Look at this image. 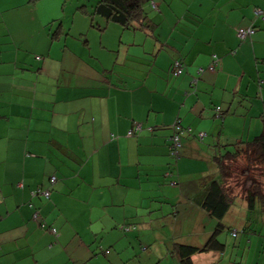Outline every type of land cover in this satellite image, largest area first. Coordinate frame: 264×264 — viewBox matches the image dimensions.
Returning a JSON list of instances; mask_svg holds the SVG:
<instances>
[{
	"label": "crops",
	"instance_id": "1",
	"mask_svg": "<svg viewBox=\"0 0 264 264\" xmlns=\"http://www.w3.org/2000/svg\"><path fill=\"white\" fill-rule=\"evenodd\" d=\"M41 1L0 0V264H180L175 245H204L217 223L193 201L201 178L263 128L264 0H147L153 31L113 62L96 58L105 35L89 27L92 52ZM239 28L254 32L241 41ZM178 119L206 136L182 138L172 157ZM222 223L223 248L193 264H264V210L238 197Z\"/></svg>",
	"mask_w": 264,
	"mask_h": 264
},
{
	"label": "trees",
	"instance_id": "2",
	"mask_svg": "<svg viewBox=\"0 0 264 264\" xmlns=\"http://www.w3.org/2000/svg\"><path fill=\"white\" fill-rule=\"evenodd\" d=\"M145 2H147V0H97L92 7V11L89 13L90 17L99 15L101 17H104L108 21L119 24L126 30L144 31L146 33L152 32L156 23L152 21L149 12L144 8ZM80 10L83 13H87V11L83 8H80ZM250 35H247L244 38H240L237 34V37L242 41L248 38ZM178 66L182 67V70L179 73L181 74L183 72L184 66L181 61L174 60L171 69L174 74H176V68ZM210 66H212L214 69V67L216 66L215 59ZM198 69H203L199 73L197 71L198 75L202 74L205 71V68L202 67ZM196 81L197 79L194 78L192 81V85H194ZM262 83H264V81ZM263 112L261 114L263 122V128L261 132L258 135L254 136V138H252L251 140L246 141L238 139L236 140V142L225 146L226 151L215 158L218 174L216 176H206L201 178L199 182V193L194 197L193 201L209 216L214 218L217 223L214 232L209 236L204 245H175V251L177 253V257L179 258L180 264H193V255L213 248H216L218 250H221L223 248L224 243L218 239V235H220L225 229V226L222 223V219L229 210L234 199L239 197L244 200L249 210H254L257 207H259L261 210H264ZM225 113L221 110L220 106H214L212 117L216 120L221 118L223 119ZM151 129L153 128L151 127ZM171 129L173 130V133L168 137L167 140L169 146L172 143L171 138L173 137L174 133H178V141L180 143L182 138L188 136L200 141L198 134L201 131L196 133L194 131L192 132L190 127H183L179 119L175 124L172 125ZM133 130L134 127L130 131L132 132L131 135L135 134V131ZM180 145L178 147H180ZM172 157L175 156L172 155ZM46 190L49 192L48 196H41L48 198L50 195V188H47ZM119 228L122 232L125 233L129 230L132 231L135 229L134 226L129 227L128 225L121 226ZM52 229L53 228L50 229L51 232ZM234 231H236L237 234V230H233V232Z\"/></svg>",
	"mask_w": 264,
	"mask_h": 264
},
{
	"label": "rangeland",
	"instance_id": "3",
	"mask_svg": "<svg viewBox=\"0 0 264 264\" xmlns=\"http://www.w3.org/2000/svg\"><path fill=\"white\" fill-rule=\"evenodd\" d=\"M42 3L39 4V8L41 12H46L49 11V14L54 15V17H56V24H58L60 22L61 19H64L67 27L70 26L71 27V32H76L78 33H82V36H80V42L83 43V41L85 39H89L90 41V45L86 46L87 48H89L92 52L97 53L98 49H97V43H98V39H99V33H101V35H105V43L106 45H108V51L107 53L96 57V58H101L102 61L106 62L105 60H108L109 62H113L115 61V59H121L124 55V53H126V51H128L132 46L134 42H128L129 41H133L134 39H137L140 33H137L136 31H130V30H124L122 29V27H120V25L111 23V25H107L105 22V19L99 15H94L93 16V23L94 25H90L91 23V17L88 14H81L78 12V9H76V7L72 4H75V2L77 3H85V5L87 6L86 11L89 13L92 11V6L95 4L96 0H67V2L65 3L64 0H44L41 1ZM65 4V5H64ZM81 4L78 5V7ZM48 6V7H47ZM73 6V7H70ZM71 8V9H70ZM151 9L146 8V11L149 12V15L151 17V12H153ZM76 12V18L75 20H72V14ZM78 12V13H77ZM152 21L155 22L153 20V18L151 17ZM104 22V24L100 25V23L98 24V22ZM115 25L118 30L117 31H113L112 30V26ZM98 25H100L101 27H105V29L100 30L98 28ZM92 29H96L99 31V33L97 31H95V35L94 36H90L88 31L90 30V27ZM81 29H84L83 31ZM87 31V32H86ZM122 36H121V32ZM92 34V32L90 33ZM123 37V38H121ZM70 43H76L73 42V39H69ZM135 45H139L137 42L134 43ZM108 55V59H104L103 57L106 55ZM94 57V56H93ZM116 59V60H117ZM237 107H241L239 105V103L237 102ZM260 122V121H259ZM261 132V130H260ZM258 132V133H260ZM258 135V134H257ZM254 138V136L252 135L249 139ZM237 215V214H235ZM234 214L231 215V213H228V217L231 220H233L234 218ZM128 225L129 227L134 226L135 227V231H136V226L137 225H133V224H119V227L121 226H125ZM129 232H134V230L129 231ZM222 235H226V231L222 232ZM230 239H232L231 237H229Z\"/></svg>",
	"mask_w": 264,
	"mask_h": 264
},
{
	"label": "built area",
	"instance_id": "4",
	"mask_svg": "<svg viewBox=\"0 0 264 264\" xmlns=\"http://www.w3.org/2000/svg\"><path fill=\"white\" fill-rule=\"evenodd\" d=\"M253 32H254V29H252V28H247V29L241 28V29L238 30L237 34H238V36L240 38H244L247 35L252 34ZM176 69H177L176 70V74H179L180 71L182 70V67L178 66ZM209 69L212 70L213 67L210 66ZM202 70L203 69H200V70L198 69V73L201 72ZM263 116H264V112H263ZM139 130H141V125L140 124L135 125L133 131L137 132ZM131 134H132V132L129 133V135H131ZM177 134L178 133H174L173 137L171 138L172 143L170 144V148H171V155H173V156L177 155V147L180 145V142L178 141L179 136ZM198 135H199V139L202 140L204 138V136H205V133L200 132ZM54 182H55V177H52L51 178V183H54ZM34 194L48 196L49 192L47 190L37 189L36 191H34ZM232 235L235 236L236 235V231H234L232 233Z\"/></svg>",
	"mask_w": 264,
	"mask_h": 264
}]
</instances>
